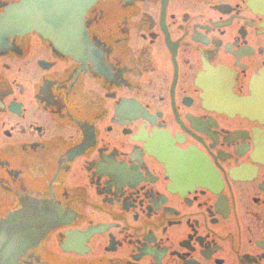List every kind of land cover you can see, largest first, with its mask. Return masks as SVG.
<instances>
[{"label": "flooded vegetation", "instance_id": "obj_1", "mask_svg": "<svg viewBox=\"0 0 264 264\" xmlns=\"http://www.w3.org/2000/svg\"><path fill=\"white\" fill-rule=\"evenodd\" d=\"M20 0H0V13ZM87 51L0 48V226L17 264H264V0H96Z\"/></svg>", "mask_w": 264, "mask_h": 264}, {"label": "water", "instance_id": "obj_2", "mask_svg": "<svg viewBox=\"0 0 264 264\" xmlns=\"http://www.w3.org/2000/svg\"><path fill=\"white\" fill-rule=\"evenodd\" d=\"M96 0H20L0 13V48L9 38L36 32L67 55L87 51L88 42L82 26L84 11ZM247 107L239 110L257 114L264 111V73L254 82L252 98ZM19 225V224H18ZM9 217L0 226V264H17L23 245L33 242L26 225L18 226Z\"/></svg>", "mask_w": 264, "mask_h": 264}]
</instances>
